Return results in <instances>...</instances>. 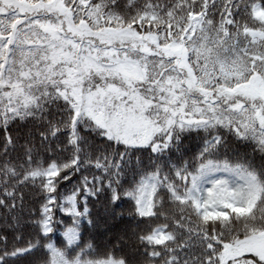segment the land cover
Instances as JSON below:
<instances>
[{
  "label": "snow or ice",
  "instance_id": "6c2138e0",
  "mask_svg": "<svg viewBox=\"0 0 264 264\" xmlns=\"http://www.w3.org/2000/svg\"><path fill=\"white\" fill-rule=\"evenodd\" d=\"M0 264H264V0H0Z\"/></svg>",
  "mask_w": 264,
  "mask_h": 264
},
{
  "label": "trees",
  "instance_id": "16d2710c",
  "mask_svg": "<svg viewBox=\"0 0 264 264\" xmlns=\"http://www.w3.org/2000/svg\"><path fill=\"white\" fill-rule=\"evenodd\" d=\"M59 235V234H58Z\"/></svg>",
  "mask_w": 264,
  "mask_h": 264
}]
</instances>
